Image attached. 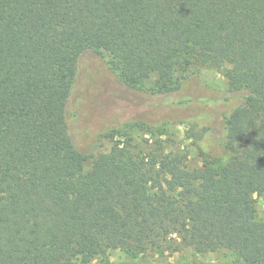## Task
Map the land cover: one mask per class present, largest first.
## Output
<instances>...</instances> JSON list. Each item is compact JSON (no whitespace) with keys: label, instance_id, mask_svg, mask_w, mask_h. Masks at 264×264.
<instances>
[{"label":"trees","instance_id":"obj_1","mask_svg":"<svg viewBox=\"0 0 264 264\" xmlns=\"http://www.w3.org/2000/svg\"><path fill=\"white\" fill-rule=\"evenodd\" d=\"M85 52L150 96L177 91L191 66L224 69L243 104L223 118L221 153L201 150L192 170L163 139L126 132L83 153L69 119ZM139 123L151 126L126 121ZM255 196L264 203V0H0V264L184 248L264 264Z\"/></svg>","mask_w":264,"mask_h":264},{"label":"rangeland","instance_id":"obj_2","mask_svg":"<svg viewBox=\"0 0 264 264\" xmlns=\"http://www.w3.org/2000/svg\"><path fill=\"white\" fill-rule=\"evenodd\" d=\"M226 67H229L227 63ZM111 68L103 52H85L78 59L75 91L79 98L70 104L69 130L83 153L106 152L122 140L125 132L142 146L146 145L145 139H163L167 149L187 154L185 161L192 170L201 167L204 158L201 150L221 153L220 145L227 141L223 118L243 104L241 93L227 91L233 80L224 69L191 66L177 91L150 96L125 87ZM75 111H79V116ZM133 119L151 126L126 124ZM149 131L154 132L153 137ZM91 161L88 158L84 162V170L90 168ZM224 161L220 160V164ZM255 207L257 217L264 220V203L258 196H255ZM85 260L87 264H103L100 258L90 255L85 256ZM106 260L107 264H229L223 251L198 254L189 248L163 256L150 253L137 260L113 249L107 252ZM83 262V258H79L76 264Z\"/></svg>","mask_w":264,"mask_h":264}]
</instances>
